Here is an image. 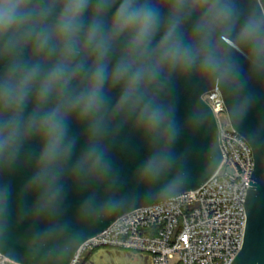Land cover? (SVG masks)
<instances>
[{"label":"clouds","instance_id":"1","mask_svg":"<svg viewBox=\"0 0 264 264\" xmlns=\"http://www.w3.org/2000/svg\"><path fill=\"white\" fill-rule=\"evenodd\" d=\"M245 50L253 63L264 55V12L242 14L235 0H0V158L39 137L35 179L55 180L75 147L70 118L93 138L114 110L163 127L170 112L153 89L166 72L230 76L231 53ZM85 158L103 154L92 144Z\"/></svg>","mask_w":264,"mask_h":264},{"label":"water","instance_id":"2","mask_svg":"<svg viewBox=\"0 0 264 264\" xmlns=\"http://www.w3.org/2000/svg\"><path fill=\"white\" fill-rule=\"evenodd\" d=\"M235 4L245 15L264 12L261 0ZM219 39L230 47L228 34ZM231 56L236 70L230 76L165 73L153 89L170 112L163 127L146 129L135 112L114 110L106 114L103 135L93 138L70 118L75 147L56 164L55 180L47 173L35 179L39 137L14 158H0V252L19 264H71L86 241L119 217L202 187L224 160L219 125L203 97L219 88L255 159L244 245L232 264H264V55L255 63L247 50ZM92 144L103 154L99 165L85 158ZM150 160L158 162L151 169Z\"/></svg>","mask_w":264,"mask_h":264},{"label":"built area","instance_id":"3","mask_svg":"<svg viewBox=\"0 0 264 264\" xmlns=\"http://www.w3.org/2000/svg\"><path fill=\"white\" fill-rule=\"evenodd\" d=\"M220 129L224 160L202 187L119 217L89 239L71 264L85 253L115 248L146 254L152 264H232L243 248L246 200L255 168L250 143L231 123L222 92L204 96ZM0 264H19L0 252Z\"/></svg>","mask_w":264,"mask_h":264},{"label":"rangeland","instance_id":"4","mask_svg":"<svg viewBox=\"0 0 264 264\" xmlns=\"http://www.w3.org/2000/svg\"><path fill=\"white\" fill-rule=\"evenodd\" d=\"M141 255L142 253L134 251L99 248L94 253H85L79 264H145L141 259ZM170 264L179 263L177 260H172Z\"/></svg>","mask_w":264,"mask_h":264},{"label":"crops","instance_id":"5","mask_svg":"<svg viewBox=\"0 0 264 264\" xmlns=\"http://www.w3.org/2000/svg\"><path fill=\"white\" fill-rule=\"evenodd\" d=\"M94 253V252H93ZM92 255V254H91ZM91 257V256H90ZM141 259H142V261L145 263V264H152L151 263V258L148 256V255H146V254H142L141 255Z\"/></svg>","mask_w":264,"mask_h":264},{"label":"trees","instance_id":"6","mask_svg":"<svg viewBox=\"0 0 264 264\" xmlns=\"http://www.w3.org/2000/svg\"><path fill=\"white\" fill-rule=\"evenodd\" d=\"M261 3H262V5H263V7H264V0H261Z\"/></svg>","mask_w":264,"mask_h":264}]
</instances>
